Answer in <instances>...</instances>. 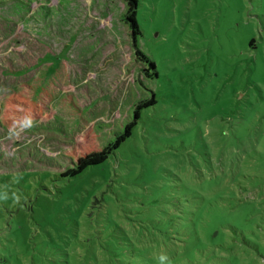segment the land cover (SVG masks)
Returning a JSON list of instances; mask_svg holds the SVG:
<instances>
[{"label": "rangeland", "instance_id": "rangeland-1", "mask_svg": "<svg viewBox=\"0 0 264 264\" xmlns=\"http://www.w3.org/2000/svg\"><path fill=\"white\" fill-rule=\"evenodd\" d=\"M126 13L0 0V106L45 68L66 82L41 123L0 121V264H264V0H139L136 48ZM152 97L104 164L62 177L86 130L105 147Z\"/></svg>", "mask_w": 264, "mask_h": 264}, {"label": "trees", "instance_id": "trees-1", "mask_svg": "<svg viewBox=\"0 0 264 264\" xmlns=\"http://www.w3.org/2000/svg\"><path fill=\"white\" fill-rule=\"evenodd\" d=\"M127 4V13L123 16L124 21L129 26L130 36L133 40V47L136 48L137 38L142 35L141 29L138 25L137 15L139 0H124ZM138 57L142 58L144 63L150 68V76H154L155 65L146 55L137 51ZM40 79L39 83L43 88L42 98L36 100L32 87L36 82L30 81L28 84L21 85L17 88V92L3 99L0 106V121L2 127L8 133H15L20 129L32 127L34 124L41 123L44 112L53 104L52 98L48 94V89L57 90L59 92V85L66 83L64 74L59 79V66L48 76L47 69H43L37 76ZM156 105L155 98L141 101L137 103L134 110V121L126 125L122 132L116 133L114 139L110 141L105 147H101L95 137L92 129L86 130L64 156L70 162V168L62 174L64 178H73L78 176L89 167L104 164L110 156L119 149L128 138L132 136L134 128L141 119L140 112L148 107ZM137 121V122H136Z\"/></svg>", "mask_w": 264, "mask_h": 264}]
</instances>
